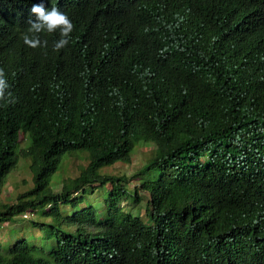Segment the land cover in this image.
Wrapping results in <instances>:
<instances>
[{
	"label": "trees",
	"instance_id": "1",
	"mask_svg": "<svg viewBox=\"0 0 264 264\" xmlns=\"http://www.w3.org/2000/svg\"><path fill=\"white\" fill-rule=\"evenodd\" d=\"M41 2L86 15L69 51L24 44ZM181 2L0 0V264H264V0ZM140 6L154 34L118 53Z\"/></svg>",
	"mask_w": 264,
	"mask_h": 264
},
{
	"label": "clouds",
	"instance_id": "2",
	"mask_svg": "<svg viewBox=\"0 0 264 264\" xmlns=\"http://www.w3.org/2000/svg\"><path fill=\"white\" fill-rule=\"evenodd\" d=\"M46 3L34 4L30 10L31 13L28 12V26L22 34L23 42L33 49L52 48L54 52L69 51L75 38L81 33L86 15L72 14L67 12L65 8L60 10L55 4H52L51 7ZM184 3L185 0L179 6H183ZM154 31L155 23L148 8L146 6L136 8L128 32L116 44V51L119 53L133 48L136 53H140L142 51L141 44L150 38ZM85 43L91 48L101 51H106L110 47V44H94L92 35L86 38ZM48 52L49 50L46 51V53ZM9 89L10 85L6 73L3 68H0V102L16 103V98Z\"/></svg>",
	"mask_w": 264,
	"mask_h": 264
},
{
	"label": "rangeland",
	"instance_id": "3",
	"mask_svg": "<svg viewBox=\"0 0 264 264\" xmlns=\"http://www.w3.org/2000/svg\"><path fill=\"white\" fill-rule=\"evenodd\" d=\"M151 145H141L139 149L135 152L133 156L132 163L127 165L124 163H117L113 166L104 168V173H128L132 175L137 169L144 166L151 153ZM86 160L83 158L82 154H79L77 157L70 158L68 161V165L66 167V172L68 175L73 177L79 175L80 166L85 165ZM62 176V172H58L54 177ZM33 180L30 170L22 165L15 169L10 175L7 184L4 186L2 197H1V205L11 204L16 201L19 193H22L32 187ZM60 187V186H58ZM126 205V204H125ZM32 215L27 214L26 217L29 218ZM10 226H4L0 228V240H4L9 238ZM36 236H39L40 233L35 231ZM11 237V236H10Z\"/></svg>",
	"mask_w": 264,
	"mask_h": 264
}]
</instances>
